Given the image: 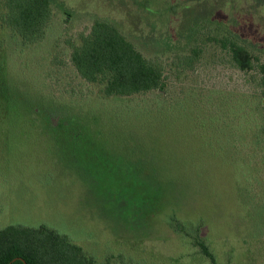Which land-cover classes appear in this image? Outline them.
<instances>
[{"label":"rangeland","instance_id":"374dc122","mask_svg":"<svg viewBox=\"0 0 264 264\" xmlns=\"http://www.w3.org/2000/svg\"><path fill=\"white\" fill-rule=\"evenodd\" d=\"M50 1L40 41L0 32V229L44 224L98 262L214 264L201 242L216 264H264V106L205 39L264 60V0ZM96 19L162 61L160 92L102 98L78 76L69 51ZM193 22L201 64L180 73Z\"/></svg>","mask_w":264,"mask_h":264},{"label":"trees","instance_id":"16d2710c","mask_svg":"<svg viewBox=\"0 0 264 264\" xmlns=\"http://www.w3.org/2000/svg\"><path fill=\"white\" fill-rule=\"evenodd\" d=\"M50 20L49 0H0V32L8 30L25 44L43 39ZM196 22L189 25L190 36L188 35L189 39L183 45L186 50L178 54V57H184L185 61L181 63L182 60L179 59L177 66L181 68L177 69V72L195 71L196 65L201 64L203 45L197 42L191 45L194 36L198 33L199 24ZM205 39L218 46L219 58L248 73L249 80L259 89L258 93L264 106V60L253 51L247 50L230 34L206 35ZM180 48L182 50V46L168 45V53L171 56L176 55V50ZM69 59L81 79L88 83L99 84L98 94L102 98L159 91L164 88L168 77L160 59L144 56L116 25L102 19L94 20L88 31L79 35L77 42L71 45ZM2 65L0 60V69ZM12 86L7 76L0 72V103L5 102L7 105L13 103ZM63 92L66 90L64 89ZM52 94L58 98L66 95ZM33 110L34 108L30 107L27 110L29 118L37 117L31 116ZM46 116L49 124L52 119L49 114ZM199 245L216 264L206 246L201 242ZM9 262L10 264H114L110 260L96 261L65 235L44 224L38 226L11 224L0 229V264Z\"/></svg>","mask_w":264,"mask_h":264},{"label":"flooded vegetation","instance_id":"af4514ba","mask_svg":"<svg viewBox=\"0 0 264 264\" xmlns=\"http://www.w3.org/2000/svg\"><path fill=\"white\" fill-rule=\"evenodd\" d=\"M50 1V0H49ZM50 6H51V1H50ZM51 14H52V8H51ZM78 38H79V36H78ZM97 93H98V91H97ZM121 201V200H120Z\"/></svg>","mask_w":264,"mask_h":264},{"label":"water","instance_id":"95a60500","mask_svg":"<svg viewBox=\"0 0 264 264\" xmlns=\"http://www.w3.org/2000/svg\"><path fill=\"white\" fill-rule=\"evenodd\" d=\"M13 260H14V259H13ZM13 260H12V261H13ZM8 264H10V262H9Z\"/></svg>","mask_w":264,"mask_h":264}]
</instances>
